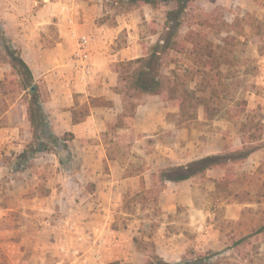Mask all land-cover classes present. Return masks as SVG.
Listing matches in <instances>:
<instances>
[{"label": "rangeland", "instance_id": "rangeland-1", "mask_svg": "<svg viewBox=\"0 0 264 264\" xmlns=\"http://www.w3.org/2000/svg\"><path fill=\"white\" fill-rule=\"evenodd\" d=\"M156 1V6H130L126 0H75L82 4L80 9L87 12L88 19L97 27L104 23L121 27L115 34L114 47L133 40L128 30L137 33L134 37L147 51L157 41L162 43V38L172 35L177 49H182L160 54L163 92L171 81L184 83L189 89H200L204 84L201 80L208 75L211 85L203 93L216 92L212 103L219 111L208 121L230 124L231 132H226L223 137L227 150L221 161L223 168L233 175V180L229 185L231 195L225 198L210 190L213 187L210 177L200 175L197 178L200 191L197 201L208 207L210 213L203 218L206 228L201 232H209L205 239L204 236L193 239L194 232L188 230L192 218L188 206H172L171 211L161 209V204L174 203L169 196L161 198V193L172 185L159 182L155 177L149 189L129 192L116 200L113 212L102 210L101 215L93 218L98 229L86 227L89 236L80 238L77 233H67L65 221L50 220V216L62 215L70 223L77 219L82 223L87 219L85 209L75 207L81 197L77 196L75 184L65 180L72 175L78 180L75 174L78 160L72 157H76L78 147L70 140H61L63 134L49 132L56 137L57 144L46 139L49 150L18 158L33 136L27 109L31 105L34 107V95L43 106L53 80L77 75L88 65L83 68L82 63L74 62L75 43L56 44L52 11L59 10L56 4L59 0H50L51 3L48 0H0V203L5 199L7 187L18 188L16 193L21 194V200L32 202L36 195L47 194L52 188L64 189L63 200L55 212L51 215L48 210V214L41 213L56 226L57 232L51 247L56 254L48 258V264H55L57 260L61 264H143L147 260L155 262L154 255L183 264H187L186 261L190 264L198 261L200 264H264V0H191L173 34L172 24L166 22V12L174 8L175 3ZM189 31L204 33L215 51L227 50L230 64L220 65L219 70L206 68V75L199 73L204 69L202 60L206 58L199 60L191 53L193 43L186 40ZM9 47L14 51L12 56ZM17 55L28 65L36 90L26 85L19 73L15 61ZM126 85L121 82L116 89L130 106L140 95ZM197 93L201 94L199 90ZM96 102L94 99L88 102L76 99L74 109L80 113ZM202 109L203 105L196 108V119ZM170 114L176 116L179 124L180 109ZM196 119L181 124L193 123ZM237 130L243 132L245 143L241 148H235L231 141L226 142L229 133H237ZM113 136L117 134L106 133V137H110L106 146L108 151L126 154L125 146L109 144ZM251 150H260V164L255 170H244L242 160L238 159ZM129 155V174H133L143 167L142 151L133 145L129 147ZM107 170L105 165L103 171L106 173ZM77 182L83 184L80 180ZM92 187L90 183L85 185L87 191ZM163 199L169 202L164 203ZM111 200V195L102 198V202ZM232 200L251 203L241 210L238 220L225 217L224 205ZM26 204L30 206H24L25 209L32 211L30 202ZM33 211L31 214H35ZM20 215L21 218L25 216ZM180 233L186 234L192 242L183 239Z\"/></svg>", "mask_w": 264, "mask_h": 264}, {"label": "crops", "instance_id": "crops-1", "mask_svg": "<svg viewBox=\"0 0 264 264\" xmlns=\"http://www.w3.org/2000/svg\"><path fill=\"white\" fill-rule=\"evenodd\" d=\"M48 2L51 3L50 0ZM56 4L59 5V10L52 11L57 31L56 44L75 43V50L78 37L85 35L89 50L88 63L77 59L74 62L82 63L83 68L88 65V68H82L81 72L71 75L70 78L53 80L51 88L48 89V99L44 101L42 108L51 132L56 135L64 132L73 134L70 141L78 147L76 157L72 155L78 160L75 173L78 180L73 175L67 176L65 180H71V184H75L77 196H81L75 207L79 210L85 209L87 216L84 217L87 219L82 223H78V219L70 223L62 215L50 216V220L56 218L55 222L65 221L64 227L69 229L67 233H77L80 238L89 236L90 232L86 231V227L98 229L93 218L101 215L102 210L105 213L113 212L116 200L122 199L129 192L149 189L152 178L155 177L159 182L172 185L171 188L168 187L169 190L161 193V198L169 196L174 203H160L161 209L171 211L172 206H188L192 213L188 230L194 232L193 239L201 236L205 239L209 232H201L202 228H206L203 218L210 213L208 207L197 201L200 194L197 178L200 175L210 177L213 186L210 190L215 191V180L220 179L228 169H224L222 163L215 164L179 181L161 180L160 173L165 168L185 166L192 161L226 152L223 137L231 130L230 124L224 121L209 122L204 109L198 115L197 121L178 124L176 116H172L170 112H177L179 107L171 106L158 94L137 97L130 114L129 105L116 89L119 82L114 67L118 62L143 55L142 44L136 38L137 33L128 30L133 40L114 47L115 34L121 27L106 23L100 28L97 27L94 22H90L87 12L80 9L82 4L75 0H59ZM76 99H80V102L98 99L101 101L99 103L106 104H99L97 101L90 105L85 117L73 123L72 110L75 108ZM109 131L117 134L109 144L125 146L126 154L108 151L106 146L110 137L107 138L106 133ZM229 134L231 136L226 138V142L231 141L235 148H241L245 143L243 132L237 130V133ZM133 145L142 151L143 167L129 174V147ZM238 160H242L244 170H255L260 164V150H251ZM105 165L108 169L106 173L103 171ZM10 180L13 181V178ZM79 180L83 182L82 185L77 182ZM89 183L93 186L91 191L85 188ZM17 189L7 187L4 190L5 199L0 203V264H48V258L56 254L51 247L57 232L56 226L49 219L43 218L41 213L48 214V210L51 215L55 212L56 206H60V201L63 200L64 189L61 191L59 187L52 188L47 194L36 195L33 202L21 200L22 196L16 193ZM110 195L111 201L102 202L103 197ZM163 200L164 203L169 202L168 199ZM25 202H30L35 214L25 209L24 206L29 205ZM247 204L251 203L237 200L227 202L224 205L225 217L238 220L242 215L241 210ZM20 214L25 216L21 218ZM82 216L81 214L80 217ZM108 231L112 232V229L108 228ZM180 235L192 242L186 234ZM55 264L61 262L57 260Z\"/></svg>", "mask_w": 264, "mask_h": 264}, {"label": "trees", "instance_id": "trees-1", "mask_svg": "<svg viewBox=\"0 0 264 264\" xmlns=\"http://www.w3.org/2000/svg\"><path fill=\"white\" fill-rule=\"evenodd\" d=\"M162 1H173L175 3V7L168 10L166 12V22L172 24L173 28L171 34L177 30L180 24V18L185 10L186 4L191 0H162ZM126 3L130 6H141L150 4L152 6H156V0H126ZM167 30H170L167 25ZM168 33V32H167ZM1 36L3 34L1 33ZM172 35H167V37L162 38V43L157 41L150 48L149 51L143 47V55L131 60L121 61L115 64V71L118 75V82H125L128 89H132L137 92L140 96L143 94H158L161 99L170 103L171 106L179 107L181 112L180 124L186 120H195L196 119V108L200 105L204 106L205 117L207 120L212 119L218 114V108L216 105H213V101L216 97V92L211 90L208 95H205L203 92H206L207 88L211 85L209 81L208 75L203 77L204 80H201L204 84L203 86L195 89H189L184 83H179L177 81H171L167 90L163 92L162 88V75L160 72V54L164 51L176 50L177 42L172 40ZM186 40L193 43L191 53H195L197 58L201 60L203 57L206 60H202V66L204 69L199 73L206 75L208 69L219 70V66L222 64H230L229 56L227 54V50H221L217 52L213 49L212 42L206 38V35L203 33H194L193 31H189L186 36ZM5 44H8V41L5 40ZM9 47V55H13V50ZM16 66L23 77L26 85L32 86L33 90H36V85L33 81V76L28 68L26 62L19 57L16 56ZM200 81V82H201ZM197 90L201 92V94L197 93ZM94 101H99L98 99H94ZM103 102V101H102ZM108 103V102H107ZM96 104V103H95ZM99 104H106L99 103ZM135 104H131L129 106V113L132 114L133 108ZM33 106H29L27 109V115L29 122L32 126V138L26 143L23 150L17 155L18 158L25 157L26 154H35L39 151L49 150L47 147L48 139L55 144H57L56 137H53L49 132H51L49 128V124L46 118V115L43 112L42 105L40 101H37V96H33ZM88 109L82 112H76L75 109L72 110V121L73 123L80 121L87 114ZM52 133V132H51ZM73 138V134L71 132H64L61 140H71ZM247 151L241 154L240 158H244ZM222 154L207 156L203 159H199L196 161H192L185 166H174L165 168L161 171L160 178L161 180L167 181H179L188 178L194 174L204 171L206 168L223 163L221 161ZM233 180V175L230 172H225V174L220 178L215 180V191L214 193H219L222 197H230L231 190L229 189V185ZM243 202V201H241ZM200 254V253H199ZM153 258L156 260L152 262L151 260L145 261L143 264H183L182 262L172 263L166 261L159 257L158 255H154ZM187 264H190V261H186ZM201 261H198L200 264ZM197 263V264H198ZM193 264V263H192Z\"/></svg>", "mask_w": 264, "mask_h": 264}, {"label": "built area", "instance_id": "built-area-1", "mask_svg": "<svg viewBox=\"0 0 264 264\" xmlns=\"http://www.w3.org/2000/svg\"><path fill=\"white\" fill-rule=\"evenodd\" d=\"M75 59L81 62L88 63L89 60V50L88 41L85 35H80L77 39V46L74 52Z\"/></svg>", "mask_w": 264, "mask_h": 264}]
</instances>
